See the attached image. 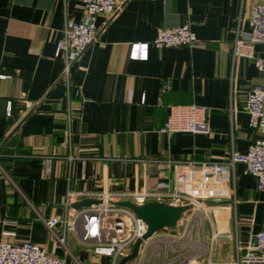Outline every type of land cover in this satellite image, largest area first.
Here are the masks:
<instances>
[{"label":"crops","instance_id":"0c3cea01","mask_svg":"<svg viewBox=\"0 0 264 264\" xmlns=\"http://www.w3.org/2000/svg\"><path fill=\"white\" fill-rule=\"evenodd\" d=\"M241 1L244 20L255 4H264L126 0L114 16L97 17V39L74 63L67 90L56 43L66 20L82 18V0H0V241H31L49 255L65 256L40 218L63 214L67 187L83 199L166 191L174 182L167 161L225 159L232 148L245 152L257 137L248 126L245 89L264 84V73L251 59L236 60L231 127L230 53ZM185 23L202 47L150 44L146 59L129 57L132 43L151 42L158 28ZM254 52L264 57V44ZM178 104L207 108L211 133L161 131L169 106ZM238 170L235 205L204 201L200 214L189 210L158 232L182 241L189 230V244L201 249L198 264H232L236 240L243 253L264 230V189ZM64 245L70 252L82 246L88 264H113L72 233ZM151 251L142 249L128 264H155Z\"/></svg>","mask_w":264,"mask_h":264},{"label":"built area","instance_id":"2783aa9c","mask_svg":"<svg viewBox=\"0 0 264 264\" xmlns=\"http://www.w3.org/2000/svg\"><path fill=\"white\" fill-rule=\"evenodd\" d=\"M126 0H82V18L78 21L68 19L57 40L55 55L64 61L62 79L67 90L71 87V73L75 62L99 34L96 19L100 14L114 16L121 10ZM246 23V27L244 26ZM232 46L229 71V115L232 127V84L236 60L240 57L253 60L256 68L264 73V57L255 55L254 46L264 44V4H255L250 16L244 20L242 1L232 28ZM163 47H202L203 43L185 23L170 28H158L151 42H134L130 45L129 57L144 60L149 45ZM0 77H5L1 74ZM244 108L248 115V126L257 137L249 144L245 152L232 148L225 159H202L167 161L174 167V182L166 191H133L112 194H97V203L81 208L72 204L82 200L83 195L67 187L64 197V212L60 216L40 218L50 235L65 248V256L49 255L43 247L31 241L11 243L0 241V264H83L64 245L68 233L74 234L78 242L90 248L93 254L112 258V263L131 252L135 240L142 236L145 226L129 208L113 202L130 200L135 204L158 201L171 206H191L190 210L204 211V201L217 203H237L235 183L238 167L241 172L256 179V187L264 189V84L248 83L245 89ZM10 112V108L8 109ZM167 133L190 132L192 134H210L211 126L207 118V108L196 104L170 105L168 116L161 128ZM181 221H178V223ZM168 228V227H164ZM163 229V228H161ZM142 240L139 252L152 247L155 264H198L201 249L189 244L190 231L181 239L174 235L158 233ZM254 242L240 253L241 246L236 240L235 257L232 264H264V230L254 235ZM184 243L182 245L181 243ZM186 251L185 256L180 254ZM167 254L171 257L166 259ZM162 256V260H160ZM129 261L124 264H128ZM207 264L210 261H206Z\"/></svg>","mask_w":264,"mask_h":264},{"label":"water","instance_id":"95a60500","mask_svg":"<svg viewBox=\"0 0 264 264\" xmlns=\"http://www.w3.org/2000/svg\"><path fill=\"white\" fill-rule=\"evenodd\" d=\"M97 203L96 199H83L72 204L73 208H81ZM116 205L129 208L137 217L141 218L145 230L141 237L137 238L132 245L131 252L123 256L118 264H124L127 261L135 259L138 255L140 243L152 236L157 230L164 227H173L180 220L181 216L191 209V206H171L158 201H148L142 204H135L130 200L113 202Z\"/></svg>","mask_w":264,"mask_h":264},{"label":"rangeland","instance_id":"374dc122","mask_svg":"<svg viewBox=\"0 0 264 264\" xmlns=\"http://www.w3.org/2000/svg\"><path fill=\"white\" fill-rule=\"evenodd\" d=\"M165 230H168V229H165ZM83 248H84V247H83ZM80 249H82V246H80V245H76L75 248L71 246V252L73 253V255H74L78 260H80V262H82L83 264H88V261L85 262V261L83 260V258H82V256H81ZM169 257H171V254H167L166 259L169 258ZM160 260H162V256H161ZM104 264H111V261L106 262V263H104ZM158 264H161V262H159Z\"/></svg>","mask_w":264,"mask_h":264}]
</instances>
